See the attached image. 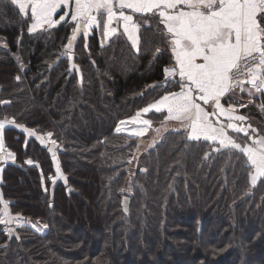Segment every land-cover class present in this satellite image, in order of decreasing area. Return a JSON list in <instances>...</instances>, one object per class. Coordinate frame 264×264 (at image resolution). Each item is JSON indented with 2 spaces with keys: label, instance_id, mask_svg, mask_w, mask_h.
<instances>
[{
  "label": "trees",
  "instance_id": "1",
  "mask_svg": "<svg viewBox=\"0 0 264 264\" xmlns=\"http://www.w3.org/2000/svg\"><path fill=\"white\" fill-rule=\"evenodd\" d=\"M31 24L0 0V101L10 102L0 104V122L15 121L5 123L15 161L0 167V195L13 216L48 227L14 221L17 239L0 225V264H264V178L251 184L246 156L174 130L135 159L138 139L115 131L169 89L149 87L171 65L158 28L142 27L139 52L120 31L107 44L97 30L81 35L72 52L79 71H70L68 57L51 66L73 24L29 32ZM250 115L264 135V111ZM16 125L53 134L45 143L57 141L63 178L49 179L48 147Z\"/></svg>",
  "mask_w": 264,
  "mask_h": 264
},
{
  "label": "snow or ice",
  "instance_id": "2",
  "mask_svg": "<svg viewBox=\"0 0 264 264\" xmlns=\"http://www.w3.org/2000/svg\"><path fill=\"white\" fill-rule=\"evenodd\" d=\"M11 4L25 19L29 18L30 13L32 24L29 32L44 26L52 28L61 22L73 24L72 33L60 54L69 59L72 58L78 34L87 37L89 30L94 28L101 30L105 39L122 28L131 46L139 52L142 25L134 19V14H140L144 24L149 26L150 18L158 17V32L165 39L173 60L171 66L163 69V86L174 82L179 86V91L166 92L154 103L137 111L130 120L133 123L140 121L143 127L130 129V135L143 136L151 127V120H140L142 115L153 110L155 113L166 110L164 119L180 122L187 131V140L210 141L218 145L214 152L235 150L246 156V163L253 170L250 174L253 186L264 178V136L253 139L249 133L251 125H243L248 118L237 114L236 105L229 103L225 107L222 103V100L230 99L228 94L237 89L247 91L250 96L253 90L264 93V0H11ZM58 10L63 14L59 15V19H54ZM159 25L163 28H159ZM160 54L161 49L157 48L156 58ZM71 70L79 71L75 63L70 65ZM245 85L250 87L246 88ZM158 86L161 85L149 87ZM7 103L10 102L0 101V104ZM221 117L227 122L222 121ZM5 123L12 125L15 121L0 122V160L10 158L14 162L15 154L5 149ZM16 126L28 138L35 137L48 147L44 136L37 135L36 131L24 125ZM229 129L233 133H243L251 142L238 143L229 134ZM115 131L120 133L124 129L117 126ZM255 131L252 129V133ZM52 135L51 132L46 134L48 138ZM48 151L56 169L55 176L49 179L55 183L56 178L62 176L57 161L56 140H51ZM26 163L33 165L32 160ZM0 205V225L6 226L4 231L8 235L14 234V229L7 227L14 221L19 227L30 224L36 232L48 227L45 224L41 228L39 221L32 223L20 215L13 216L9 211V201L4 200L2 195ZM16 238L19 239V236Z\"/></svg>",
  "mask_w": 264,
  "mask_h": 264
},
{
  "label": "crops",
  "instance_id": "3",
  "mask_svg": "<svg viewBox=\"0 0 264 264\" xmlns=\"http://www.w3.org/2000/svg\"><path fill=\"white\" fill-rule=\"evenodd\" d=\"M126 13L129 12V10H125ZM63 14L62 11H59L58 10V14L54 16V19H59V15ZM29 16H30V13H29ZM70 20V17L68 18ZM134 19L137 20L138 22L141 23L142 27H149V25H145L144 24V21L143 19L141 18L140 14H134ZM149 24H154L155 27H157L158 25V17H152L150 18L149 20ZM56 26V25H55ZM74 26V25H73ZM115 26V25H114ZM141 27V29H142ZM44 28H47V26H44ZM159 28H163L162 25H159ZM39 29H42V28H38V29H35L34 31L32 32H35ZM140 29V30H141ZM94 30H97V32L99 33V36H100V41L104 44H107L109 43L110 39L113 37V35H111L110 37H108L107 39H105L102 35V32L101 30L99 29H91L89 30V34H91ZM122 32L123 34V30L122 28H119L118 32ZM88 34V36H89ZM83 35L82 33L78 34L77 37ZM124 35V34H123ZM140 35V33H139ZM126 37V35H124ZM127 38V37H126ZM130 42V41H129ZM131 43V42H130ZM75 46V44H74ZM140 47V46H139ZM135 49V48H134ZM136 50V49H135ZM169 50V48H168ZM137 51V50H136ZM169 53H170V50H169ZM170 56H171V53H170ZM173 64V60H172V57H171V65ZM170 65V66H171ZM178 79V77H177ZM246 88H249L250 86L249 85H245ZM169 91H179V86L177 84H175L174 82H171V84L169 85V89L166 91V92H169ZM165 92V93H166ZM165 93H163L162 95H164ZM161 95V96H162ZM160 96V97H161ZM228 96L230 97V99L226 98L224 100H222V103H224V106L225 107H228L229 106V103H232L234 105L237 106V114L239 115H244L246 116L248 119L243 122V125L245 127H247L249 124L251 125V128L249 129V133L252 135L253 139H257L259 138L260 136H264L262 134H260L258 132V129L256 128L255 124L252 122V118L250 116V105H252V103H254V100L258 99V98H261L262 97V101H263V96H264V93H256L254 90H253V94L250 96L248 94L247 91H240L239 89H237L234 93H229ZM159 97V98H160ZM158 98V99H159ZM156 99V100H158ZM155 100V101H156ZM154 101V102H155ZM152 102V103H154ZM240 105H246L245 107H240ZM167 115V112L166 110L162 113H155L154 110L152 112H150V119L148 118V115H142L140 120L142 121L143 119H149L151 120V127L148 129V131L143 135V136H140V137H137V136H133V135H130V129H136V128H140V127H143V125L140 123V121H137L136 123H133L130 118L132 117H128L126 119H123L122 121H124L123 124H121L120 122L118 123L120 125V127L122 129H124V131H122L121 133H126L128 134L129 136H132V137H135V138H141V139H144L146 138L149 133H150V141L152 139H154L155 141V137H157V135H160V134H164V133H167L169 131H177V130H181V131H184L186 134H187V131L181 126V123L178 122V121H166L164 119V117ZM215 119V118H213ZM222 121H224L225 123L227 122L225 120V118L221 117L220 118ZM236 123H241V122H236ZM118 126V125H117ZM174 128V129H172ZM252 129H255V133H252ZM229 134L233 136V138L238 142V143H241L242 145L245 143V142H248L250 143L251 141L248 140L247 137L244 136L243 133H233L230 129H229ZM200 141H203V140H200ZM212 149L218 147V145L212 143V142H208Z\"/></svg>",
  "mask_w": 264,
  "mask_h": 264
},
{
  "label": "rangeland",
  "instance_id": "4",
  "mask_svg": "<svg viewBox=\"0 0 264 264\" xmlns=\"http://www.w3.org/2000/svg\"><path fill=\"white\" fill-rule=\"evenodd\" d=\"M48 28V27H47ZM77 40H78V37H77ZM76 40V41H77ZM76 41H75V45H76ZM264 101H261V102H259V103H257L256 102V100H254V103H252V105H250V109H256V110H258L259 112L260 111H264ZM250 111V110H249ZM251 116V118H252V122H254L255 123V121L253 120V119H256L255 118V115H250ZM148 118L150 119V116H148ZM118 126H120L119 124H118ZM172 129H174V128H172ZM121 133V132H120ZM123 134H126V133H123ZM126 135H128V134H126ZM165 135V133L164 134H160V135H157V137H155V141H154V139H152L151 141H150V133H149V135L146 137V138H144V139H141V138H137L138 140V146H137V149H136V151H135V153H134V155H135V159H138V157H139V154H142V153H145L148 149H150V148H152L157 142H159L160 140L159 139H161L163 136ZM129 136V135H128ZM132 137V136H131ZM50 139V138H49ZM49 139H46V137H45V142H47ZM48 143V142H47ZM47 143H45V144H47ZM7 160H8V162L10 161V162H13L12 161V159H10V158H6ZM134 159V158H133ZM134 159V160H135ZM1 167H3V166H1ZM136 167V165L135 164H133L132 165V168H131V173H132V171L134 170V168ZM61 178H63V176H59V177H57L56 178V180H59V179H61ZM51 180V179H50ZM52 181V180H51ZM68 188H70V187H67V189ZM70 192V191H69ZM10 226H15V225H13V224H10V225H8L7 227H10Z\"/></svg>",
  "mask_w": 264,
  "mask_h": 264
},
{
  "label": "water",
  "instance_id": "5",
  "mask_svg": "<svg viewBox=\"0 0 264 264\" xmlns=\"http://www.w3.org/2000/svg\"><path fill=\"white\" fill-rule=\"evenodd\" d=\"M71 56H72V58L70 59V64L74 63V55L72 53H71ZM64 58H66V57H63V56L59 55V57L57 58L55 64L52 65L51 68H53V66H56ZM163 82H164V80L161 81V82H158V83H156L154 85H161V86H158V87H167L169 85V83H170L169 82L166 86H163ZM210 154L211 153H208L207 157H210ZM2 165H5V160H0V167ZM72 190H73L72 187H70V188L67 189V192L72 191ZM125 201H127V204H125ZM130 204H131V200H130V198L128 196H125V197L122 198V209H123V211H124L125 214H129ZM125 207H127V211H125ZM10 227L12 229H14V234L13 235H9L10 238H13L14 236L17 237L18 236L17 229L15 227H13V226H10Z\"/></svg>",
  "mask_w": 264,
  "mask_h": 264
}]
</instances>
